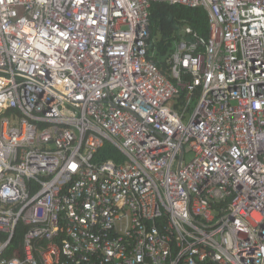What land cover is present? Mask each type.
<instances>
[{
    "label": "built area",
    "instance_id": "obj_1",
    "mask_svg": "<svg viewBox=\"0 0 264 264\" xmlns=\"http://www.w3.org/2000/svg\"><path fill=\"white\" fill-rule=\"evenodd\" d=\"M0 264H264V0H0Z\"/></svg>",
    "mask_w": 264,
    "mask_h": 264
},
{
    "label": "trees",
    "instance_id": "obj_2",
    "mask_svg": "<svg viewBox=\"0 0 264 264\" xmlns=\"http://www.w3.org/2000/svg\"><path fill=\"white\" fill-rule=\"evenodd\" d=\"M187 29L186 35L195 40H206L208 37V16L203 9H191L183 6H170L166 4H153L150 10V30L152 38L160 35L157 43L159 52L158 66H162L161 57L167 52L165 39L169 41L172 37L177 39L176 29ZM107 149V148H106ZM105 149V150H106ZM23 235V229L17 227L12 250L6 254V257H20L19 243Z\"/></svg>",
    "mask_w": 264,
    "mask_h": 264
},
{
    "label": "rangeland",
    "instance_id": "obj_3",
    "mask_svg": "<svg viewBox=\"0 0 264 264\" xmlns=\"http://www.w3.org/2000/svg\"><path fill=\"white\" fill-rule=\"evenodd\" d=\"M182 33L184 34V33H187V29L186 28H183V29H181V33H179L180 35H182ZM160 35H158L155 39L157 40V41H159V39H160V37H159ZM166 44H167V52L169 53V52H173V51H175L176 50V48H177V45H178V40L175 38H171L169 41H167L166 40ZM186 161H188L189 159H190V156L189 155H187L186 156Z\"/></svg>",
    "mask_w": 264,
    "mask_h": 264
},
{
    "label": "water",
    "instance_id": "obj_4",
    "mask_svg": "<svg viewBox=\"0 0 264 264\" xmlns=\"http://www.w3.org/2000/svg\"><path fill=\"white\" fill-rule=\"evenodd\" d=\"M178 28L176 29V32H175V35L176 36H178ZM185 41L187 42V43H192V42H194V39L192 38V37H186L185 38Z\"/></svg>",
    "mask_w": 264,
    "mask_h": 264
}]
</instances>
